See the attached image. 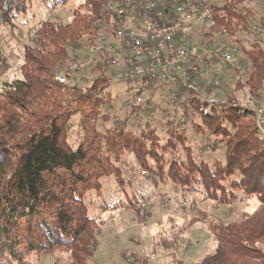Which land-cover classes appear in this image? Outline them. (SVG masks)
<instances>
[{
  "label": "trees",
  "instance_id": "16d2710c",
  "mask_svg": "<svg viewBox=\"0 0 264 264\" xmlns=\"http://www.w3.org/2000/svg\"><path fill=\"white\" fill-rule=\"evenodd\" d=\"M70 1L0 0V75L10 68L4 51L11 40L7 31L19 28L15 25L22 21L21 15L35 4L53 14L57 6ZM109 1L84 0L67 24L43 20L31 36V46H25L21 78L0 88V264H30V254L53 250L69 253L74 264H89L99 244L100 228L98 219L89 213L85 190L100 187L107 170L127 152L141 161L140 167L148 173L144 178L156 188L164 179L158 161H167L166 148L159 142L170 147L174 141H185L189 136L183 119L189 117L197 130L205 125L212 128L224 119L217 127L225 132L229 125L224 124L233 122L228 143L232 149L222 166L227 173L229 168L238 172L219 181L223 171L214 166L203 172V164L193 155L185 161L171 158L169 178L175 166L185 163L202 174L193 176L191 187H184L191 196L189 200L181 196L180 202L197 203L195 184L236 196L235 190L240 189L243 202L253 200L229 224L210 223L216 250L194 264H264V251L255 247L264 243V139L258 137L255 110L236 100L213 104L203 96L224 88L227 80L226 76L220 86L214 85L218 60L204 52L185 66V78L175 74L165 84L143 79L146 90L124 103L126 118L115 117L112 83L116 77L130 85L134 80L119 77L114 70L116 56L109 47L120 25L108 8ZM217 1L211 5L213 22L197 28L203 36L200 42L224 35L230 45L242 48L244 57L239 61L247 69L244 86L247 96L259 105L264 101V12L246 7L249 0ZM172 3L158 0L157 9L165 11ZM240 33L253 37L249 48L240 46ZM107 38H112L110 45ZM85 67L91 68L90 76ZM158 89L168 97L156 100ZM170 93L176 94L175 101L170 100ZM160 111L171 113L166 124L170 128L163 136L151 124ZM75 114L80 115L84 138L73 147L69 133ZM226 179L231 186L227 187Z\"/></svg>",
  "mask_w": 264,
  "mask_h": 264
},
{
  "label": "rangeland",
  "instance_id": "374dc122",
  "mask_svg": "<svg viewBox=\"0 0 264 264\" xmlns=\"http://www.w3.org/2000/svg\"><path fill=\"white\" fill-rule=\"evenodd\" d=\"M83 1L71 0L64 6H57L53 14L43 5L35 4L29 13L21 15L22 21L15 25L19 28L13 33L10 30L7 31L11 40L4 45V51L10 62V68L0 75V88L5 82L21 78L25 46H31V36L39 24L47 18L67 24L72 19L73 10L78 9ZM246 7L256 9L260 14L264 12L263 0H249ZM199 27L197 26L191 32V39L205 50L207 56L213 57V54H217L222 49L226 50L234 46L230 45L229 37L224 35L208 37L207 40L200 42L203 36L201 31H198ZM109 28H107L108 32ZM238 37L242 43H239L240 46L244 49L250 47L253 41L252 36L240 33ZM111 43L112 38H107L106 44ZM241 49L234 58V62L239 65H241L240 58L244 57ZM118 65L114 69L116 74L120 72L119 69L122 70L123 64L120 60ZM219 68L220 65L215 66L213 72ZM223 68L227 72L225 87L215 89L214 92L208 94L203 93V96L209 101H214L213 104L236 100L235 102L254 109L256 124L261 132L258 137L264 139L262 122L264 101L257 105L247 96L244 86L245 74L240 77V74L236 73L237 70L233 72L227 67ZM89 69L91 68H86L88 71L86 76H90ZM115 81L112 83L111 90L114 103L113 112L115 117L119 115L122 117L121 120H124L127 106L124 103L130 101L134 93L129 90L130 84L127 82H119L117 77ZM136 85L137 81H132L130 86L135 87ZM149 95L151 96L148 94L144 99ZM167 97V92L158 89L155 99L159 101ZM198 116L197 114L195 118ZM169 118H171V113L167 111L155 114L151 124L157 129L159 136H163L164 132L170 128L166 126ZM190 118L192 117L183 119L188 128L186 136H189L185 141H174L170 147H167L166 142H159L161 148H166L164 153H166L167 161H158L164 179L163 182L157 184L156 188L155 184L153 186L148 179L142 176L144 170L140 167L141 161L134 154L127 152L107 170L106 175L101 178L100 187L97 186V189L90 187L85 190V200L90 206L89 213L98 219L96 226L100 228L99 244L89 264H194L201 262L217 247L214 236L209 230L210 223L229 224L235 215L246 211L247 204L253 202V200L248 202L249 199L243 202L239 197L240 189L235 190L236 196L227 190L209 191L198 184H195L194 194L197 203L194 205L192 201H188L184 205L182 202L185 201L180 202L182 197L189 200L188 197L191 196L187 193L188 190L184 192V187H191L190 181H193V176L201 177L202 174L191 169L190 163H185L178 167L175 166L169 178L167 173L170 162L168 160L171 158L185 161L193 155L197 157V163L203 164V172L214 166L217 170L223 171L219 181L224 180L223 178H232L238 172L229 168L227 173L222 166L227 162V152L232 149V144L228 146V143L232 140L233 122L227 121L224 124L229 125L228 131L225 132L220 130V126L217 127L219 123H224V119L219 120L212 128L205 125L206 128L203 126V130L200 128L197 130ZM71 123L73 126L69 133V141L73 147H76L84 138L80 127V115L72 116ZM259 124L262 125L263 132ZM109 126L114 127L112 124ZM105 134L106 132L101 131L102 136ZM207 140H209L208 143ZM228 181V179L224 181L227 187L231 186ZM135 201L139 203L135 204ZM255 247L264 251V243H257ZM27 261L30 264H74L69 253L58 250L32 253Z\"/></svg>",
  "mask_w": 264,
  "mask_h": 264
},
{
  "label": "built area",
  "instance_id": "2783aa9c",
  "mask_svg": "<svg viewBox=\"0 0 264 264\" xmlns=\"http://www.w3.org/2000/svg\"><path fill=\"white\" fill-rule=\"evenodd\" d=\"M217 3V0H173L171 7L164 11L157 9L158 0L108 2L109 10L116 15L117 24L120 25L115 43L109 47L116 56L114 63L117 67L119 60L123 64L117 76L137 81L132 91L137 98L146 90L142 81L145 78L165 84L175 74L186 77L185 66L192 58H200L205 52L192 41L191 32L206 21L213 22L211 5ZM239 49L238 45H234L213 54L220 65L213 72L215 86H220L227 76L223 67L235 68L242 75L246 73L247 69L242 67L244 65L234 62ZM61 81L64 79L61 78ZM170 100H176L175 93H170ZM262 122L264 125V120ZM259 125L263 132L262 125ZM147 175L142 171L143 177Z\"/></svg>",
  "mask_w": 264,
  "mask_h": 264
}]
</instances>
